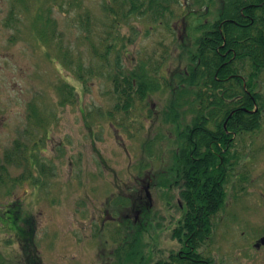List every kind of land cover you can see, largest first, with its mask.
Segmentation results:
<instances>
[{
	"label": "rangeland",
	"instance_id": "obj_1",
	"mask_svg": "<svg viewBox=\"0 0 264 264\" xmlns=\"http://www.w3.org/2000/svg\"><path fill=\"white\" fill-rule=\"evenodd\" d=\"M178 1L182 8H175L180 9L178 19L170 24L174 34L137 20L122 26L120 35L125 41L120 60L124 66L149 72L150 65L162 58L161 70L168 76L185 67L186 57L173 42L190 47L195 33H189L188 25L195 20L182 18L192 0ZM11 2L0 0V165L14 141L31 150L45 133L43 119L48 124L47 136L39 140L35 153L38 166L33 168L32 162L30 178L0 185V264H28L16 237L1 225V217L11 215L12 205L18 206L20 219L23 215L32 218L39 264L166 261L181 250L172 231L180 225L182 211L177 191L169 189L173 174L168 171L175 139L168 136L170 141L154 147L152 158L143 154L146 142L174 133L161 123L166 91L157 89L144 103L136 102L130 120L118 123L116 118L124 117H107L114 106L111 83L106 69L90 52H101V41L109 34L104 0H23V6H15L22 11L13 29L4 25ZM209 9L214 14L217 7ZM85 11L91 17L89 34L76 23L78 12ZM37 12L41 21L34 17ZM45 18L55 22L54 34L62 36V47L57 48L53 37L48 44L36 40ZM189 35L191 40H187ZM113 59L114 54L108 61ZM261 77L257 89L264 94ZM65 84L72 87L74 98H68L67 90L58 93L57 87ZM30 105L41 118L37 123L28 122ZM251 142L239 167L238 163L234 166V178L213 219L203 253L210 264H264V250L253 247L264 236V131L247 141ZM24 154L25 158L30 155ZM141 159L154 165L139 175L136 167ZM27 166L26 161L4 165L11 180L26 177ZM145 186L151 199L148 206L142 204ZM119 194L131 196L130 202L137 197L142 203L132 212L125 205L112 206Z\"/></svg>",
	"mask_w": 264,
	"mask_h": 264
},
{
	"label": "trees",
	"instance_id": "obj_2",
	"mask_svg": "<svg viewBox=\"0 0 264 264\" xmlns=\"http://www.w3.org/2000/svg\"><path fill=\"white\" fill-rule=\"evenodd\" d=\"M18 3L24 5L23 0L11 2L4 23L7 28L13 29L19 20L22 9L15 7ZM190 5L182 18L186 20L191 16L196 21L188 25L189 33H195L193 43L191 48H183V45L178 46L179 40L173 42L185 55L186 62L182 70L176 69L169 76L161 70L162 58L150 65L149 72L124 66L120 54L125 37L120 35V29L129 21L137 20L174 34L170 24L178 19L180 9L175 8H182L178 0H104L103 12L111 23L109 34L101 41V52L90 49L91 57L106 69L111 83L114 106L107 117L119 114L124 120L116 118L118 123L130 120L127 118L136 102L144 103L157 89L166 91L167 103L161 111V123L173 129L174 133L146 142L143 154L147 159L152 158L154 147L169 140L168 136L175 139L176 149L171 152L173 165L168 171L173 174L169 189L177 191V205L182 211L181 223L172 231V238L179 242L181 250L170 254L166 261L154 264H210L209 259L203 256L204 248L212 232L213 219L222 208L226 186L234 178V166L238 163L239 167L245 151H250L253 142L248 144L247 141L264 131V94L257 89V84L262 83L261 76H264V0H192ZM213 6L217 7L213 9L214 14L209 9ZM203 7V11H190ZM34 17L41 21L39 12ZM90 18L86 11L77 14L76 23L86 34L90 32ZM55 30V22L45 18L36 40L48 44L53 37L57 48L62 47V36L54 34ZM191 37L189 35L187 40ZM113 54L114 59L110 63L108 59ZM78 70H82L80 65ZM82 78V75L78 76L79 80ZM66 90L68 98H74L71 86L57 87L60 95ZM188 117L191 119L186 123ZM28 119L29 123H37L41 119L34 105L29 107ZM43 120L42 132L45 133L33 142L31 150L17 140L11 150L4 152L0 185L6 182L14 185L22 179H29L32 162L35 164L33 168L38 166L35 153L39 140L47 136L45 127L48 120ZM23 154L29 157L25 158ZM24 161L28 165L26 177L9 179L4 165L17 166ZM153 165V162L141 159L136 167L137 174L148 170V167L153 168ZM130 197L119 194L111 204L115 207L125 205L131 212L136 211L142 201L133 197V202H130ZM11 207V215H3L1 225L16 237L26 262L39 264L40 257L32 241V218L23 215L20 219L18 206ZM32 255L35 256L31 259Z\"/></svg>",
	"mask_w": 264,
	"mask_h": 264
},
{
	"label": "water",
	"instance_id": "obj_3",
	"mask_svg": "<svg viewBox=\"0 0 264 264\" xmlns=\"http://www.w3.org/2000/svg\"><path fill=\"white\" fill-rule=\"evenodd\" d=\"M145 192H146V198H147L148 202H150L151 199H150V195L147 191V187L145 188ZM259 246H264V236L262 238H260L259 241L257 242L256 247H259Z\"/></svg>",
	"mask_w": 264,
	"mask_h": 264
},
{
	"label": "flooded vegetation",
	"instance_id": "obj_4",
	"mask_svg": "<svg viewBox=\"0 0 264 264\" xmlns=\"http://www.w3.org/2000/svg\"><path fill=\"white\" fill-rule=\"evenodd\" d=\"M145 188H146V186L144 187V190H145ZM145 197H146V196H145ZM144 199L146 200L145 204L148 205L150 202H148V200H147L146 198H144ZM257 242H258V241H257ZM257 242H256V243L254 244V246H253L254 249L257 250V251L260 250V249H261V250H264V246L256 247Z\"/></svg>",
	"mask_w": 264,
	"mask_h": 264
}]
</instances>
